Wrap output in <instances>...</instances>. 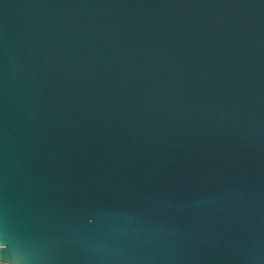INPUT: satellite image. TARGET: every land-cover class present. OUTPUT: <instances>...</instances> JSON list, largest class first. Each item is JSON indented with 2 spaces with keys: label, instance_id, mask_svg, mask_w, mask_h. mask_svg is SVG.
I'll use <instances>...</instances> for the list:
<instances>
[{
  "label": "water",
  "instance_id": "95a60500",
  "mask_svg": "<svg viewBox=\"0 0 264 264\" xmlns=\"http://www.w3.org/2000/svg\"><path fill=\"white\" fill-rule=\"evenodd\" d=\"M0 263L264 264V0H0Z\"/></svg>",
  "mask_w": 264,
  "mask_h": 264
},
{
  "label": "built area",
  "instance_id": "2783aa9c",
  "mask_svg": "<svg viewBox=\"0 0 264 264\" xmlns=\"http://www.w3.org/2000/svg\"><path fill=\"white\" fill-rule=\"evenodd\" d=\"M0 264H4V263H0Z\"/></svg>",
  "mask_w": 264,
  "mask_h": 264
}]
</instances>
